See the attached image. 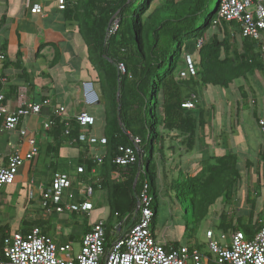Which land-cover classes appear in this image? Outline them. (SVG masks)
I'll return each mask as SVG.
<instances>
[{
  "label": "trees",
  "instance_id": "1",
  "mask_svg": "<svg viewBox=\"0 0 264 264\" xmlns=\"http://www.w3.org/2000/svg\"><path fill=\"white\" fill-rule=\"evenodd\" d=\"M221 4L222 0H157L156 4L155 0L63 1L64 20L74 27L82 46L81 77L94 86L102 107L85 129L88 136L95 138L94 143L78 140L82 128L73 116L53 117L52 127L41 130L50 142L39 148L35 160L40 157L38 166L44 177L50 174L48 186L54 173L70 171L71 163L61 151L63 146L70 144V149L78 150L73 166L75 173L83 166V173L77 175L79 181L91 186L93 196L102 193L109 208L108 219L101 221L106 236L115 225L122 235L136 221L138 196L144 185L152 198L150 226L155 236L158 179L160 166L165 164H169L172 176L169 193L182 206L183 237L187 240H192L200 222L218 204L222 210L217 216V234L240 231L250 237L264 219V202L256 218L255 201L247 202L250 211L245 218L225 210L242 181L239 157L216 144L215 151H210L215 108L213 104L206 107L199 99L200 88L227 89L234 80H248V76L256 74L264 78L260 42L243 37L236 21L222 19ZM114 22L117 26L110 32ZM51 46L55 50L50 63L53 68L58 64L59 51ZM5 66L23 70L19 58ZM18 78L25 79V73ZM5 84L7 79H0L3 104L12 97L17 99L19 90L18 85H10L6 92ZM239 92L242 99H247L242 86ZM188 100L193 102L192 108L183 106ZM197 143L202 159L194 173L186 172L179 164L171 166L165 157L166 151H175L179 146L189 154ZM121 148H130L135 161L125 166L116 164ZM258 155L261 158L260 152ZM95 156L101 157L100 163ZM250 164L246 163V169ZM34 185L37 186L35 181ZM37 199H41L40 195ZM34 226L56 243L75 242L72 235L60 239L50 235V225L42 219L23 221L18 231L26 233ZM90 227L85 225L83 232ZM4 231L10 232L9 226H0V233ZM161 243L166 248L180 246L178 241Z\"/></svg>",
  "mask_w": 264,
  "mask_h": 264
},
{
  "label": "built area",
  "instance_id": "2",
  "mask_svg": "<svg viewBox=\"0 0 264 264\" xmlns=\"http://www.w3.org/2000/svg\"><path fill=\"white\" fill-rule=\"evenodd\" d=\"M54 1L62 5L64 0ZM33 9L39 12L40 5H34ZM219 16L226 21H236L242 36L259 41L260 49L264 52V0H222ZM116 26L114 22L109 31H113ZM188 70L193 74L191 65ZM3 99V93L0 92V134L15 132L19 140L25 141L27 150L24 152L14 142L8 141V153L5 155L0 151V189L12 184L25 163L34 161L39 153L36 138L20 123L31 116L42 117L39 129L49 130L53 125V117H68L64 106L52 105L48 98L39 102L31 101L24 88L18 90L15 109L3 104ZM83 99L89 106L97 101L88 83L83 84ZM183 106L192 108L193 102L188 100ZM74 118L82 128L78 140L94 143L95 138L85 132L86 127L93 123V117L81 112ZM257 125L261 136L259 152L264 169V118H259ZM67 133L68 128L64 130V134ZM100 142L103 143L104 139H100ZM121 151L122 154L114 160L116 164L125 166L135 161L130 148H121ZM95 159L101 162L100 156H95ZM80 173H83V166L77 168L76 174ZM94 173L95 169H92L91 174ZM114 176L117 177V174ZM28 182L32 189L34 180ZM262 186L264 191V180ZM39 195V206L44 217L54 212H88L93 208L91 186L71 178L67 173H54L50 184L39 191ZM29 197H34L32 190ZM151 203L152 198L144 185L138 196L137 219L125 233L119 235L120 228L115 225L106 236L103 223L96 221L90 230L82 234L79 251L70 258L71 244L56 243L37 226L31 227L26 233L4 231L0 233V264H264V219L250 237L240 231L217 234L208 230L206 240L199 243L201 248L197 247L196 242L166 248L152 233Z\"/></svg>",
  "mask_w": 264,
  "mask_h": 264
},
{
  "label": "crops",
  "instance_id": "3",
  "mask_svg": "<svg viewBox=\"0 0 264 264\" xmlns=\"http://www.w3.org/2000/svg\"><path fill=\"white\" fill-rule=\"evenodd\" d=\"M66 1L74 2L75 0ZM36 4L40 5L39 12L33 9V6ZM62 8L63 5H59L54 0H0V57L2 56L0 58V79H7V84L4 85L6 92L9 91L10 85H18L19 89L24 88L26 90V96L31 101L39 102L43 97L48 98L52 105L64 106L68 116L74 117L78 113L85 112L97 118L101 112V100L95 106H89L84 103L83 83H88V81L83 79L80 74L83 62L81 54L82 46L77 34L73 31L74 27L65 22L61 11ZM51 45H55L56 50L59 51V54H57V58H59L58 64L53 68L50 67V63L55 56V50ZM18 58L23 70L5 66L6 63H15ZM22 73H25V79L18 78ZM55 74L57 77L53 76ZM255 76H248V81L253 88L250 87L249 92L246 88L244 90L248 93L247 102L250 101L253 105H256L258 101L260 102V114H255V120H257L260 116H264V89L259 88V86H257V90L254 89L258 81L252 82L251 80ZM258 76L262 77L261 75ZM92 87L95 91L94 86ZM256 92H259V96H257ZM16 104V99L12 97L7 100L6 105L13 110L16 108ZM41 123L42 117L37 116H31L22 122V126H25L30 134L36 138L39 148L46 146L47 141L50 142L39 129ZM8 141L14 142L24 152L27 150L25 141L19 140L15 132L2 133L0 134V151L5 155L8 153L6 146ZM260 141L261 137L259 133L258 148L252 155L250 153L243 155V152L238 151L239 149L235 148L236 144L233 139L231 141L228 139V143L226 144L224 142H217L215 144L219 146V149L228 148L237 153L239 168L240 166L245 167L247 162L251 163L245 175L242 176L241 183L245 181L247 182L246 185H250L246 203L248 201L258 202L260 210H262L264 202V191L262 190L264 169L258 155ZM213 146H210V151H212ZM66 147L68 150L66 152V161L67 163H71L70 172L75 173L73 162L78 155V150L74 148L70 149V145L67 144ZM69 153L70 155L68 156ZM198 155H201L198 145L189 154L184 152V149L179 146L175 151H166L165 157L169 159L171 166L179 164L186 172L194 173L199 167L200 158ZM197 157V161L194 162V159ZM38 159L40 160V157ZM38 159L33 162H26L20 169L16 179L25 181L31 172L43 171L42 167L41 169L40 167L37 169ZM252 184H256L257 188L253 189ZM93 197H96V194ZM69 213L87 215V212L83 211H69ZM35 219L46 221V217L41 212L38 218H33L32 220ZM32 220L28 219L26 221L30 222ZM3 225L6 224H0V226ZM83 233L82 230L81 235ZM60 237L56 235V238L60 239Z\"/></svg>",
  "mask_w": 264,
  "mask_h": 264
},
{
  "label": "rangeland",
  "instance_id": "4",
  "mask_svg": "<svg viewBox=\"0 0 264 264\" xmlns=\"http://www.w3.org/2000/svg\"><path fill=\"white\" fill-rule=\"evenodd\" d=\"M156 2L157 0H155V4ZM53 76L57 77L56 74ZM251 81H258V84L254 86L255 90H257V86L264 89L263 77L256 74L255 78H252ZM240 86L246 88L248 92L250 87L253 88L248 80L236 79L227 89L214 86L200 88L199 99H201L206 107L209 108L211 104H213V108H215L213 127L211 128L210 136L211 143L224 142L226 144L228 143V139H230V141L233 139L236 144L235 148L239 149L238 151L243 152V155H246V153L252 155L259 144V128L257 125V120L259 118L255 120V114H260L261 107L259 101L256 105H253L250 101L247 102L246 99H242L239 92ZM256 93L257 96H259V92ZM246 94L248 95V93ZM260 118H264V116H260ZM197 145L198 143L196 146ZM215 149V147L212 148L213 151H215ZM61 151L66 153L68 151L67 147L63 146ZM69 155L70 153L68 156ZM198 157L201 161L202 155H198ZM198 157L194 159V162L197 161ZM168 165L169 164L160 166L161 170L158 179L160 196L158 213L155 217V237L159 242H163V240L168 242L178 241L180 245H190L192 242H204L208 230L212 229L216 232V224L218 222L217 216L222 210V205L218 204L215 209H212L210 215L200 222L198 229L192 235V240H187L183 237L184 220L182 218V206L172 198L169 193V182L172 176L169 173L170 170H168ZM37 167V169H39L40 165H37ZM240 169L242 171L241 175L244 176L248 170L246 169V165L245 167L240 166ZM68 175L71 178L78 179L77 174L74 172L69 171ZM49 177V173L44 177L40 172L34 171L30 173L25 181H20V179L17 178L13 184L4 185L0 189V224H6L9 226V230L15 232L18 231L23 221L38 218L42 211L39 209V200L37 197L39 191L46 187ZM30 178H33L37 184V186L33 185L34 187H32V189L28 182ZM246 184L247 182L244 181V183H239L237 185L235 196L231 203L225 208L228 213H233L235 217L245 218L250 211V205L246 203L250 185ZM252 186L253 189L257 188L256 184H252ZM30 190L33 191L35 196L33 199L29 197ZM91 202L93 208L87 212V215L78 213L71 214L68 211H62L59 213L54 212L46 217V221H48L50 225V235L56 234L63 237L72 235L74 237L75 242L71 243L72 251L71 254L68 255V258L79 251V236L85 228V225H92V223L96 221H106L109 217V208L106 205L102 193H97L96 197H92ZM27 203L29 204L27 205ZM259 211H261L260 204L256 202L254 210L255 218L260 214H258Z\"/></svg>",
  "mask_w": 264,
  "mask_h": 264
},
{
  "label": "clouds",
  "instance_id": "5",
  "mask_svg": "<svg viewBox=\"0 0 264 264\" xmlns=\"http://www.w3.org/2000/svg\"><path fill=\"white\" fill-rule=\"evenodd\" d=\"M84 84V83H83ZM88 84H90L91 85V87L93 86L90 82H88ZM92 89H93V87H92ZM94 91V90H93ZM95 92V91H94ZM96 94V93H95ZM97 96V95H96ZM98 99V98H97ZM96 103H97V101H96Z\"/></svg>",
  "mask_w": 264,
  "mask_h": 264
}]
</instances>
